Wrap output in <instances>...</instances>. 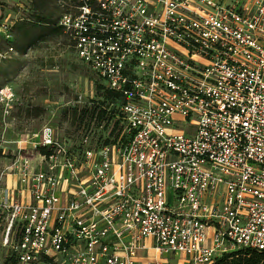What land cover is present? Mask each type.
Instances as JSON below:
<instances>
[{
  "label": "built area",
  "instance_id": "built-area-1",
  "mask_svg": "<svg viewBox=\"0 0 264 264\" xmlns=\"http://www.w3.org/2000/svg\"><path fill=\"white\" fill-rule=\"evenodd\" d=\"M57 7L56 25L111 97L75 96L76 136L45 125L0 161L2 246L16 264L264 252V0Z\"/></svg>",
  "mask_w": 264,
  "mask_h": 264
},
{
  "label": "rangeland",
  "instance_id": "rangeland-1",
  "mask_svg": "<svg viewBox=\"0 0 264 264\" xmlns=\"http://www.w3.org/2000/svg\"><path fill=\"white\" fill-rule=\"evenodd\" d=\"M58 12L57 0H0V89H10L13 94L10 103L0 100L3 165L16 152V142L21 136L37 132L42 126L54 127L61 138L76 136L80 129L63 118V111L72 106L77 95H82L83 100L91 93L96 99L102 98L99 80L76 58L62 31H51L57 28ZM38 18L50 23L47 27L50 33L32 45H24L25 42L21 45L23 31H18L17 26L25 21L31 24L28 22ZM36 28L35 35H40L42 27ZM99 135L106 137L105 132ZM2 179L4 182L5 177ZM2 221L0 264H11L7 249L2 246Z\"/></svg>",
  "mask_w": 264,
  "mask_h": 264
},
{
  "label": "trees",
  "instance_id": "trees-1",
  "mask_svg": "<svg viewBox=\"0 0 264 264\" xmlns=\"http://www.w3.org/2000/svg\"><path fill=\"white\" fill-rule=\"evenodd\" d=\"M59 13V12H58ZM28 21V20H27ZM31 24H27L26 21L19 26H17L18 31H23L21 32V45H32L35 41L38 39H41L43 35H46L50 33L47 27H49L50 23L47 22L45 18H38L37 20L33 22H28ZM37 25L41 26L42 28H39L40 35H35L37 34ZM57 26V25H56ZM56 29V30H55ZM52 28V32L59 33L61 30L58 26L57 28ZM42 31V32H41ZM42 33V35H41ZM17 49H21V47H18ZM99 89L103 91L104 85L102 84L101 80H99ZM101 95V94H100ZM101 97L104 98V100H108L111 96L107 93H104ZM98 117L101 116L100 112H98ZM85 117V112H81L78 114L75 110L71 109H66L63 111V118L69 119L71 124L73 125L74 123L81 124L82 121L84 120ZM4 154L3 152L1 153L0 150V161L3 159ZM4 214H0V219H2V225H1V230L2 226L4 224ZM7 252V251H6ZM8 259L11 262V264H16V260L14 257L7 252ZM213 264H264V252H258V251H252V250H237L231 253H227L222 255L221 257L217 258Z\"/></svg>",
  "mask_w": 264,
  "mask_h": 264
}]
</instances>
